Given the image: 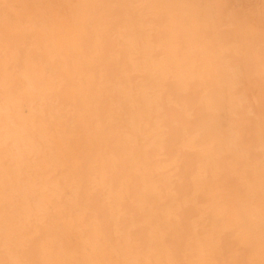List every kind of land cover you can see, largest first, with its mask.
Listing matches in <instances>:
<instances>
[{"label": "bare ground", "instance_id": "1", "mask_svg": "<svg viewBox=\"0 0 264 264\" xmlns=\"http://www.w3.org/2000/svg\"><path fill=\"white\" fill-rule=\"evenodd\" d=\"M0 264H264V0H0Z\"/></svg>", "mask_w": 264, "mask_h": 264}]
</instances>
